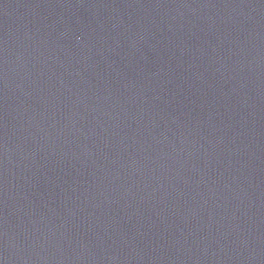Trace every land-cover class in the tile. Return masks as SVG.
<instances>
[{
    "label": "water",
    "instance_id": "95a60500",
    "mask_svg": "<svg viewBox=\"0 0 264 264\" xmlns=\"http://www.w3.org/2000/svg\"><path fill=\"white\" fill-rule=\"evenodd\" d=\"M0 264H264V0H0Z\"/></svg>",
    "mask_w": 264,
    "mask_h": 264
}]
</instances>
